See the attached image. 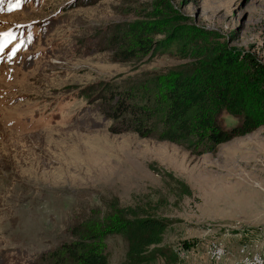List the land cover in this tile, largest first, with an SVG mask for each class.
Instances as JSON below:
<instances>
[{"label":"rangeland","instance_id":"obj_1","mask_svg":"<svg viewBox=\"0 0 264 264\" xmlns=\"http://www.w3.org/2000/svg\"><path fill=\"white\" fill-rule=\"evenodd\" d=\"M203 70L225 127L264 120V0H0V264H55L76 224L129 206L169 224L142 262L102 238L111 264H264V123L197 154L111 117Z\"/></svg>","mask_w":264,"mask_h":264},{"label":"trees","instance_id":"obj_2","mask_svg":"<svg viewBox=\"0 0 264 264\" xmlns=\"http://www.w3.org/2000/svg\"><path fill=\"white\" fill-rule=\"evenodd\" d=\"M148 46L152 45L147 43L144 48ZM119 53L122 55L117 60L129 61L134 57L133 50ZM230 62L233 64L234 60ZM224 96L227 95L214 75L204 70L178 73L167 79L163 87L156 83L153 88L131 87L121 92L111 117L119 122L116 132L135 131L204 154L264 123L258 115L243 124L225 127L223 115L233 111ZM104 97L107 95H100ZM261 106L264 108V102ZM168 224L167 219L144 208H119L108 215L105 223L87 219L76 224L73 235L78 238L63 243V250L50 256L56 254L55 264H111L102 238L123 233L129 242V258L142 262L149 247L162 242Z\"/></svg>","mask_w":264,"mask_h":264},{"label":"bare ground","instance_id":"obj_3","mask_svg":"<svg viewBox=\"0 0 264 264\" xmlns=\"http://www.w3.org/2000/svg\"><path fill=\"white\" fill-rule=\"evenodd\" d=\"M211 251L216 258L221 257L224 253V250L222 249V247H219L217 245H213L211 248ZM252 262L253 264H262V260L257 256L253 258Z\"/></svg>","mask_w":264,"mask_h":264}]
</instances>
